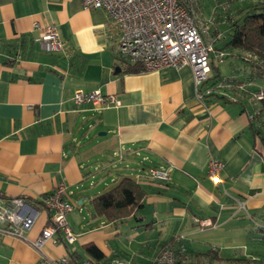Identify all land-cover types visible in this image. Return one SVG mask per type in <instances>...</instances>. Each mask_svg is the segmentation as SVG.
Segmentation results:
<instances>
[{"label": "crops", "instance_id": "crops-1", "mask_svg": "<svg viewBox=\"0 0 264 264\" xmlns=\"http://www.w3.org/2000/svg\"><path fill=\"white\" fill-rule=\"evenodd\" d=\"M35 23L55 24L64 48L47 49L37 39ZM119 36L104 8L86 9L81 0H0V51L4 54V44L12 40L25 44L14 63L0 58V190L40 204L58 182L66 183L75 204L68 219L78 225H71L76 240L47 241L51 257L77 253L78 259L88 258L82 250L101 233L87 228L89 223L80 225L85 199L130 175L149 191L137 212L142 221L176 217L185 224L189 216L192 225L170 242L190 252L184 242L189 233L226 228L252 240L251 252L238 257L264 261V145L251 128L250 102L236 100L242 92L232 88L199 99L188 64L125 72ZM231 68L229 75L237 76L238 69ZM97 88L115 94L121 104L99 108L74 102L77 89ZM95 126L105 137L92 153V173L87 171L89 150L81 157L79 132L88 127L84 137H90ZM210 155L225 162L221 182L207 177ZM154 165L169 167L170 180L152 178ZM90 177L99 179L89 182ZM193 217L213 224L201 228ZM48 221L42 210L28 236H38ZM38 261L39 254L25 240L0 233V264Z\"/></svg>", "mask_w": 264, "mask_h": 264}, {"label": "built area", "instance_id": "built-area-1", "mask_svg": "<svg viewBox=\"0 0 264 264\" xmlns=\"http://www.w3.org/2000/svg\"><path fill=\"white\" fill-rule=\"evenodd\" d=\"M84 8H104L110 22L119 30L118 52L126 60L139 63L144 70L163 67L190 65L194 71L197 97L203 99L222 87L206 85L211 77L212 55L222 59L226 52H216L213 41L205 35V30L196 21L195 9L187 4L192 0H81ZM34 27L40 30L38 40L47 49L62 50L64 45L55 24ZM241 87L245 83L240 84ZM251 94L257 99L264 98V85H259ZM76 104L92 103L99 108L119 106L120 99L115 94L104 93L97 88L91 91L77 89L73 95ZM225 162L222 158L210 155L206 174L215 183L222 181ZM154 179L169 181V167L154 165L149 169ZM75 204L69 198V191L64 181L41 198L40 204L29 200L25 195L7 196L0 190V233L25 240L39 254L37 264H182L177 252L172 247L158 251L152 260L135 263L119 256L107 260L93 257L75 259L69 255L51 257L45 251V244L52 240L60 243L63 239L74 243V233L68 215ZM243 207V204L242 206ZM49 214L48 223L38 236L30 238L29 231L36 224L41 211ZM201 228L212 225L211 219L193 217Z\"/></svg>", "mask_w": 264, "mask_h": 264}, {"label": "trees", "instance_id": "trees-1", "mask_svg": "<svg viewBox=\"0 0 264 264\" xmlns=\"http://www.w3.org/2000/svg\"><path fill=\"white\" fill-rule=\"evenodd\" d=\"M239 0H192L187 4L189 7L197 10L210 7L213 4L219 5H236ZM232 9H226L222 15L221 22L225 25L224 37L219 39L220 44H213L217 52L237 51V56L250 62L251 71L248 75L247 82L241 87V94L236 100L244 104L248 99L251 105L252 117L251 128L255 139L264 145V98L257 99L251 92L259 85H264V0H244L242 5ZM221 18V17H220ZM214 23V22H213ZM219 31L213 29V35ZM25 46L24 40H12L4 44V54L0 51V58L5 63H14L21 54L20 50ZM241 53L243 55H241ZM241 55V56H240ZM211 59V68L213 75L208 81L212 80L211 85L216 86L222 79V72L215 59ZM224 58V57H223ZM220 59V60H223ZM125 72H141L143 67L139 63L130 62L124 59ZM219 98H228L224 94L215 93ZM148 189L130 175L120 177L118 181L107 187L100 193L95 194L90 202L95 212L104 217L109 222H118L135 216L143 208L145 199L148 196ZM170 246L172 242H168ZM172 247V246H171ZM174 248V247H172ZM177 252L179 262L182 264H264V261L250 257L225 258L219 256L216 250L208 249L207 251H188L183 244L174 248ZM85 251L91 257L97 260H105L106 254L94 243H87ZM77 253L71 254L72 258L78 259Z\"/></svg>", "mask_w": 264, "mask_h": 264}, {"label": "rangeland", "instance_id": "rangeland-1", "mask_svg": "<svg viewBox=\"0 0 264 264\" xmlns=\"http://www.w3.org/2000/svg\"><path fill=\"white\" fill-rule=\"evenodd\" d=\"M243 2L244 0H239L236 5L213 4L210 7H206L204 13L197 12L196 10V21L204 28L205 35L208 39L213 41V44H220L219 39H222L226 33L225 25L221 22L224 11L226 9H233L235 11L236 9L234 8L242 5ZM213 29H217L219 32L216 35H213ZM213 55V59H215L214 61H216L221 69L222 77L224 73L226 74L224 76L225 78L222 79L221 88L225 90L232 88L241 91L242 89L239 83L241 80L245 83L247 82V77L251 71L250 62L241 57L239 58L237 54H234V51H232L228 57H224L225 59L228 58L226 61H224V58V60L220 61L219 57L215 56V54ZM241 55L243 54L241 53ZM231 67L238 69V73H236L237 76L231 77L232 75H229L233 74V72L230 71L232 70ZM88 130L89 128L86 127L85 130L79 132L82 141L80 145L83 151L81 157H84L86 153L85 151L87 150H89L90 155L95 153L101 146L97 140H102L105 137L104 135H100L102 129H99L98 126L91 128L89 132L90 137H84ZM95 156L96 155L93 154L87 163V171H91L92 173L95 172L93 168L94 165L91 167L90 165L94 162L92 160ZM97 179H99V177L96 179L90 177L89 182L92 180L96 181ZM88 185L90 186L89 183ZM82 206H84L82 214L78 213V209L75 210V213L79 214L81 218L84 217L81 219L80 225H86L89 223L86 225L87 228L95 227L97 230H100L101 234H99L98 241H92L91 243H94L103 249L107 254L106 258L119 256L135 263L149 262L161 249L171 246L174 248L179 247L180 245L176 243L172 242V245L170 246L165 242L180 235L182 233V228L192 225L189 222V216H186V220L182 218L185 221V224H180L179 219L176 217L164 219L159 216L156 217L157 219H149L145 222L140 218V213L123 221L109 222L95 212L88 199H85V203ZM79 218L80 217L76 218V220ZM75 222L73 225L71 222L74 229L78 227L77 224L75 225ZM252 225L253 227L256 226L255 223H252ZM226 230V228L219 227L209 228L205 231L191 232L187 235L186 240L188 241L184 242L190 251L204 252L208 249H214L217 250L219 256H227L230 258L246 256L247 253L251 252L253 247L251 243L252 240L250 241V237L247 233L243 234V232H236V234H234L232 232H227ZM262 244L264 246V242ZM262 250H264V247ZM82 253H84L85 256L91 257L85 252V250H82Z\"/></svg>", "mask_w": 264, "mask_h": 264}, {"label": "water", "instance_id": "water-1", "mask_svg": "<svg viewBox=\"0 0 264 264\" xmlns=\"http://www.w3.org/2000/svg\"><path fill=\"white\" fill-rule=\"evenodd\" d=\"M116 70H119V67Z\"/></svg>", "mask_w": 264, "mask_h": 264}]
</instances>
